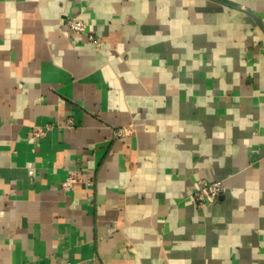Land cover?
I'll list each match as a JSON object with an SVG mask.
<instances>
[{
  "label": "crops",
  "instance_id": "obj_1",
  "mask_svg": "<svg viewBox=\"0 0 264 264\" xmlns=\"http://www.w3.org/2000/svg\"><path fill=\"white\" fill-rule=\"evenodd\" d=\"M0 264H264V0H0Z\"/></svg>",
  "mask_w": 264,
  "mask_h": 264
},
{
  "label": "built area",
  "instance_id": "obj_2",
  "mask_svg": "<svg viewBox=\"0 0 264 264\" xmlns=\"http://www.w3.org/2000/svg\"><path fill=\"white\" fill-rule=\"evenodd\" d=\"M66 24L74 33H84L88 28L87 22L80 16L67 18ZM88 39L96 48L101 46V41L95 34L90 33ZM50 128L51 125L39 126L34 128L31 134L37 139L42 137ZM123 134V131H119V135ZM81 180L82 178L78 172L70 171L61 182V186L63 190H71ZM86 182L90 185L92 184L91 179H87ZM230 190L231 187L222 180L201 179L197 182L193 198L199 206L204 207L213 204L219 197L227 194Z\"/></svg>",
  "mask_w": 264,
  "mask_h": 264
}]
</instances>
